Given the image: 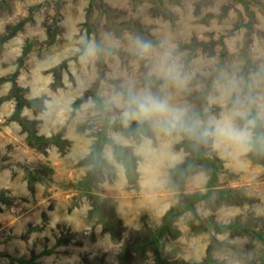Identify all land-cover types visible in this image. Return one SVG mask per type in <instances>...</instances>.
<instances>
[{"label": "rangeland", "instance_id": "obj_1", "mask_svg": "<svg viewBox=\"0 0 264 264\" xmlns=\"http://www.w3.org/2000/svg\"><path fill=\"white\" fill-rule=\"evenodd\" d=\"M172 65L183 87L166 78ZM142 91L186 109L197 128L243 105L264 137V0H0V264L262 263L264 242L250 232L264 235L259 141L241 154L125 116ZM21 101L26 125L15 117ZM199 152L214 167L172 177ZM200 194L160 246L147 245Z\"/></svg>", "mask_w": 264, "mask_h": 264}, {"label": "clouds", "instance_id": "obj_2", "mask_svg": "<svg viewBox=\"0 0 264 264\" xmlns=\"http://www.w3.org/2000/svg\"><path fill=\"white\" fill-rule=\"evenodd\" d=\"M137 45L142 54L149 53L152 48L150 43L139 39H137ZM95 51V45L89 43L84 55H94ZM164 74L177 87H183L186 82L175 65L169 66ZM127 103L129 110L125 112V116L149 119L155 117L169 132L179 129L189 134L198 133L201 137H212L217 146H231L241 154L252 150L260 139H264L257 134V119L251 117L243 105L234 106L227 115L220 118L212 117L207 124L197 128L187 124L186 109L173 107L168 99L156 96L149 91L131 95Z\"/></svg>", "mask_w": 264, "mask_h": 264}, {"label": "trees", "instance_id": "obj_3", "mask_svg": "<svg viewBox=\"0 0 264 264\" xmlns=\"http://www.w3.org/2000/svg\"><path fill=\"white\" fill-rule=\"evenodd\" d=\"M98 103L101 104V101L99 99H98ZM22 108H23V102L21 101L18 105L15 117L18 120L20 119L19 121L21 124L26 125L27 123H25V121H21V117H20ZM102 137L103 138H102L101 142L99 143V145L96 147V150H95V155L97 157V160H95L96 165H99V162L102 160L101 151L103 148V144H105V142H110L109 140L106 139L104 133L102 134ZM31 138L36 139V137L33 134L31 135ZM40 140L45 141L46 143H54L55 141H57V138L56 137H52V138H48V139L41 138ZM258 144H259L258 150L260 152L264 153V149L261 146V139L259 140ZM114 148H115V151H116L118 158L120 160H122V162L124 163V165L126 167V172H127L128 178L129 179H135L137 176H136L134 163L129 159V156L126 153H123L118 147H114ZM195 158L196 159L192 158V159H190V161L188 163L179 166L175 171L172 172V175H173L172 177H174V178L179 177V179L181 181H183L188 176V174L194 168H196V165L198 163H200L201 161H203L210 168L214 167V165H215L214 161L212 159H210L209 157L204 158L201 152H199V154L196 155ZM197 160H198V162H197ZM216 171H217V169L214 168V171L211 172V174H213L212 176L214 177L213 179H215V177H216V173H217ZM93 175H94V172H93ZM92 176L88 180H86L85 182L82 183L83 185L87 186L88 190L92 189V187H90ZM213 179L208 183L207 187L209 189H211V185L214 181ZM209 193H211V190H209L206 194H209ZM206 194L205 195L200 194V195L187 197L186 205L181 210L169 212L164 219V223H163L162 227L159 230H157L156 234L154 233L155 235L153 236V239H151V241L148 242L147 245H151V244L156 243L157 246H160V242H161L162 237L164 235H166L167 232H169L171 230V224L174 221V218L178 217L181 213L186 212V211L195 212V204L197 202H199L200 200H203L206 197ZM102 206L100 205L99 201H97V210H98V214H99L100 219L102 220L103 223L108 224L110 226V223L112 220H109L102 213V210H101ZM113 224L114 223H112V225ZM235 226L238 228H242V226H240V225H235ZM242 229L245 231H250L247 228H245V229L242 228ZM250 232H253L261 241L264 242V235L258 234L254 231H250ZM21 263L27 264L26 261H21ZM206 263L212 264L210 261H207ZM260 264H264V259H263L262 263H260Z\"/></svg>", "mask_w": 264, "mask_h": 264}]
</instances>
